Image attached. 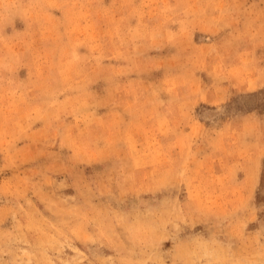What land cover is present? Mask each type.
<instances>
[{
  "label": "rangeland",
  "instance_id": "374dc122",
  "mask_svg": "<svg viewBox=\"0 0 264 264\" xmlns=\"http://www.w3.org/2000/svg\"><path fill=\"white\" fill-rule=\"evenodd\" d=\"M0 264H264V0H0Z\"/></svg>",
  "mask_w": 264,
  "mask_h": 264
}]
</instances>
